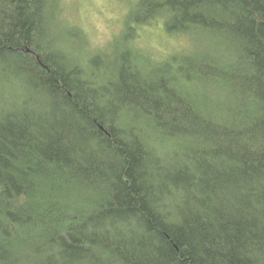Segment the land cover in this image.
I'll list each match as a JSON object with an SVG mask.
<instances>
[{
  "label": "trees",
  "instance_id": "obj_1",
  "mask_svg": "<svg viewBox=\"0 0 264 264\" xmlns=\"http://www.w3.org/2000/svg\"><path fill=\"white\" fill-rule=\"evenodd\" d=\"M59 1L0 0V264H264V0H137L84 55Z\"/></svg>",
  "mask_w": 264,
  "mask_h": 264
},
{
  "label": "rangeland",
  "instance_id": "obj_2",
  "mask_svg": "<svg viewBox=\"0 0 264 264\" xmlns=\"http://www.w3.org/2000/svg\"><path fill=\"white\" fill-rule=\"evenodd\" d=\"M133 6L132 0H114L113 3L108 0H100L98 3L93 0H60L58 18L65 27L73 26L77 29L72 28L79 35L83 55L88 53L86 49L94 48L114 54L116 47H126L129 44H126L123 29L130 21V9ZM134 26L136 36L133 41L130 39L128 42L151 59L162 60L163 55L180 52L189 46L187 37L166 33L160 19ZM60 30L55 31L58 38L65 36ZM71 41L73 44L74 39ZM71 49L77 52L75 47ZM83 61L85 62V58Z\"/></svg>",
  "mask_w": 264,
  "mask_h": 264
},
{
  "label": "clouds",
  "instance_id": "obj_3",
  "mask_svg": "<svg viewBox=\"0 0 264 264\" xmlns=\"http://www.w3.org/2000/svg\"><path fill=\"white\" fill-rule=\"evenodd\" d=\"M94 3L100 2V0H93ZM109 3H113L114 0H108ZM137 2V0H132L133 5Z\"/></svg>",
  "mask_w": 264,
  "mask_h": 264
}]
</instances>
